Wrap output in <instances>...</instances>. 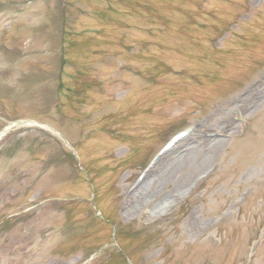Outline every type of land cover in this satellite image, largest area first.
Here are the masks:
<instances>
[{"label": "rangeland", "instance_id": "1", "mask_svg": "<svg viewBox=\"0 0 264 264\" xmlns=\"http://www.w3.org/2000/svg\"><path fill=\"white\" fill-rule=\"evenodd\" d=\"M17 121L0 264H264V0H0Z\"/></svg>", "mask_w": 264, "mask_h": 264}, {"label": "bare ground", "instance_id": "2", "mask_svg": "<svg viewBox=\"0 0 264 264\" xmlns=\"http://www.w3.org/2000/svg\"><path fill=\"white\" fill-rule=\"evenodd\" d=\"M19 124H20V125H29V124H32V123H30V122H20ZM1 135H2V134H0V136H1ZM206 164H207V161L204 160V162L201 163V164L198 166V168H202V167H204ZM145 184H146V182L143 183V185L140 187V189H141ZM185 184H186V180H185L184 182H182L181 184L177 185L176 188H178V187H179V188H182L183 186H185ZM150 195H152V191H151V190H147V192L143 193L142 196H141V199L139 200V204L135 205V207L140 206V205L142 204L143 199H146V198L150 197ZM172 196H173V199L176 198V195L173 194V195H169V196H167V197L161 199V201H159V203L157 204V209H160V210L163 209L164 206H165V204H166L167 202H169L170 199H172ZM169 204H170V202L168 203V205H169ZM209 238H211V237H209Z\"/></svg>", "mask_w": 264, "mask_h": 264}, {"label": "water", "instance_id": "3", "mask_svg": "<svg viewBox=\"0 0 264 264\" xmlns=\"http://www.w3.org/2000/svg\"><path fill=\"white\" fill-rule=\"evenodd\" d=\"M14 127V124L4 129V132H7L10 128Z\"/></svg>", "mask_w": 264, "mask_h": 264}]
</instances>
